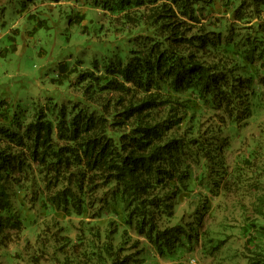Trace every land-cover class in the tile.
Instances as JSON below:
<instances>
[{
	"label": "trees",
	"instance_id": "1",
	"mask_svg": "<svg viewBox=\"0 0 264 264\" xmlns=\"http://www.w3.org/2000/svg\"><path fill=\"white\" fill-rule=\"evenodd\" d=\"M87 2L121 16L115 34L130 49L94 60L91 68L68 71L62 65L61 76L77 72L78 84H86L82 97L35 106L23 131L17 116L10 129H0L6 139L0 142V249L24 232L26 219L14 198L24 200L34 188L45 210L106 220L102 248L97 223L82 229L78 243L89 233L100 264L108 258L119 264L116 256L126 249L113 242L125 236L127 244L129 231L136 244L128 252L138 250L128 253L130 260L151 247L173 261L195 230L182 222L170 225L181 195L192 192L190 160L200 165L219 151L217 128H204L205 116L219 125L246 122L255 81L247 71L254 68L263 84L264 0ZM239 21H245L242 29ZM252 212L243 235L253 228L259 237L264 181ZM256 237L249 236L246 246Z\"/></svg>",
	"mask_w": 264,
	"mask_h": 264
},
{
	"label": "rangeland",
	"instance_id": "2",
	"mask_svg": "<svg viewBox=\"0 0 264 264\" xmlns=\"http://www.w3.org/2000/svg\"><path fill=\"white\" fill-rule=\"evenodd\" d=\"M251 9L246 8V16H251ZM120 17L87 0H0V129H10L17 116L23 117V131L35 106L67 104L82 97L86 84H78L77 72L66 78L60 68H91L94 60L102 63L113 52L130 49L123 36L115 34ZM260 19L264 22V9ZM238 24L239 29L246 25L245 21ZM247 72L255 78L250 87L251 117L239 124L219 125L207 114L204 128H217L219 151L200 165L190 160L192 192H183L170 225H190L195 229L193 238L173 261L159 258L151 247L130 260L128 253L138 250L128 252L136 244L129 231L132 238L127 244H123L125 236L113 242L126 249L116 256L119 264H255L264 259V231L256 237L258 231L252 228L248 236L243 235L256 216L252 207L264 181V81L259 83L254 68ZM0 142L6 143L2 134ZM33 190L24 200L14 198L21 202L26 228L18 240L0 249V264H100L92 257L89 233L78 243L82 229L95 223L105 235L106 220L45 210ZM256 219L264 225V219ZM104 235L96 242L100 248L106 244ZM249 236L257 242L246 246ZM144 244L143 239L137 242L139 247ZM114 261L108 258L107 264Z\"/></svg>",
	"mask_w": 264,
	"mask_h": 264
}]
</instances>
